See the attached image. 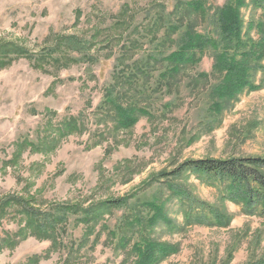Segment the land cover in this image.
Segmentation results:
<instances>
[{
    "label": "rangeland",
    "instance_id": "374dc122",
    "mask_svg": "<svg viewBox=\"0 0 264 264\" xmlns=\"http://www.w3.org/2000/svg\"><path fill=\"white\" fill-rule=\"evenodd\" d=\"M207 1L214 8L226 0ZM156 2L169 9L173 4L0 0V264H134L130 248L136 231L128 233L132 241L123 247L120 226L138 206L152 213L141 203L154 198L164 202L168 220L157 223L151 235L177 248L158 264H245L264 256V217L247 214L227 196V186L195 175L174 181L226 216L222 224L208 225L188 221L190 199L178 197L159 177L186 159L264 155V71L254 76L257 89L241 92L217 117L208 108L209 88L218 79L197 76L212 71L210 54L183 72L180 85L149 93L140 105L151 116L129 127H116L102 106L123 45L139 41L127 55L133 60L150 47L139 28L157 12ZM242 13L247 27L262 10L249 3ZM256 31L251 30L255 39ZM66 35L93 41L87 44L92 57L30 56L64 46ZM128 196L129 205L107 214L90 235L73 218L58 245L19 234L25 225L19 198L44 210L53 204L87 208Z\"/></svg>",
    "mask_w": 264,
    "mask_h": 264
},
{
    "label": "trees",
    "instance_id": "16d2710c",
    "mask_svg": "<svg viewBox=\"0 0 264 264\" xmlns=\"http://www.w3.org/2000/svg\"><path fill=\"white\" fill-rule=\"evenodd\" d=\"M249 3L255 10L261 9L262 15L258 20L250 19L246 27L242 8ZM155 6L158 10L149 23L139 28L140 35L149 37L150 47L143 52V56L133 60L131 55L130 58L127 55L139 41L135 39L129 45H123L125 51L117 58L112 83L104 95L102 106L109 108L116 127H129L142 116H151V111L140 105L147 95L180 85L177 79L188 68L197 66L206 54L213 58L212 71L201 72L197 76L209 79L213 75L218 79L209 88L208 110L211 115L214 113L217 117L244 90L259 87L254 82V76L258 71H264V0H226L223 5L214 8L207 0H173L171 9L167 3L156 2ZM118 21L123 25L126 19ZM254 28L257 29L256 39L251 35ZM62 42H65L64 46L57 45L49 53L30 56L42 61L52 59L55 54L58 57L53 58L55 61H64V58L80 61L92 57L87 44L92 45L93 41L86 43L76 35H66ZM192 175L227 186V196L241 203L247 214L264 217V155L186 159L176 168L159 175L161 181L172 184L171 191L178 197L187 196L190 199L188 221L191 218L208 225L212 221L222 224L226 217L222 212L201 199L192 198L189 193L185 194L184 185L174 182ZM129 199V196L112 198L87 208L53 204L43 210L19 198V215L25 222L19 234H31L58 245L73 218L76 224L84 225L90 235L107 214L127 207ZM141 204L152 213L147 215L145 209L138 206L125 215L118 240L125 247L131 240L128 233L135 230L137 240L130 248L137 256L134 264H158L177 251L174 245L158 241L151 235L157 223L168 220L164 202L154 198ZM103 229L111 235L117 233L106 224ZM245 264H264V256Z\"/></svg>",
    "mask_w": 264,
    "mask_h": 264
}]
</instances>
